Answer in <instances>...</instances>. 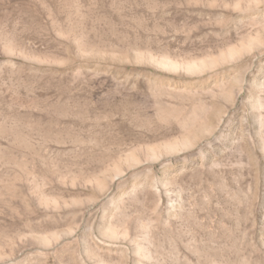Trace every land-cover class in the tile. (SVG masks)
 I'll return each mask as SVG.
<instances>
[{
    "label": "rangeland",
    "instance_id": "1",
    "mask_svg": "<svg viewBox=\"0 0 264 264\" xmlns=\"http://www.w3.org/2000/svg\"><path fill=\"white\" fill-rule=\"evenodd\" d=\"M0 264H264V0H0Z\"/></svg>",
    "mask_w": 264,
    "mask_h": 264
}]
</instances>
